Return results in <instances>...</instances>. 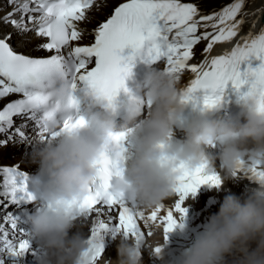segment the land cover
Listing matches in <instances>:
<instances>
[{"label":"snow or ice","instance_id":"6c2138e0","mask_svg":"<svg viewBox=\"0 0 264 264\" xmlns=\"http://www.w3.org/2000/svg\"><path fill=\"white\" fill-rule=\"evenodd\" d=\"M96 0H8L12 10L0 16V23L10 25L21 39L15 46L10 41L13 33H0V98L10 94H22L23 99L7 103L0 110V147L13 143H29V137L23 130L25 125L14 128V117H26L39 124L35 106L40 103L42 94L39 89L53 77H65L69 80L85 83L98 98L111 105L121 89L127 91L125 81L131 75L133 62L137 57L152 63L165 61L169 73L182 74L186 70L194 74L191 87L185 95V102L203 89L210 93L205 97V107L215 108L221 102L224 89L229 85L236 89L250 83V91L245 99L254 96L264 107V63L253 69L249 66L241 78L240 67L253 58L264 62V30L253 36L251 33L242 38V43L223 55L205 58L202 62L191 63L194 46L207 41L201 55L207 57L217 43L227 42L237 37L244 20L237 19L241 14L245 0H235L222 6L219 11L202 14L195 0H123L117 3L108 18L99 22L92 30L94 42L90 45L72 46V41H80L84 30L78 21L86 20V13ZM27 17V20L25 19ZM203 28L204 31L200 32ZM211 28L212 31H208ZM36 37H46L47 41L35 46L53 55L47 58H34L18 51L28 41L27 33ZM199 33V34H198ZM132 49L127 58L121 53ZM95 63L89 69V65ZM74 88L76 84L72 85ZM73 105L77 101L73 98ZM84 121L81 119L79 124ZM67 128V124L65 127ZM14 133L9 130H13ZM54 133V135H57ZM121 151L116 159L105 153L99 165V186L90 188V196L73 204L77 215L86 214L91 220L90 249L82 264H98L102 258L100 246L102 234L113 231L125 238H134L137 246L144 243L145 236L151 231L142 230V224L158 220L164 225L166 234L175 230L180 220L186 216L184 201L195 194L205 184L218 187L220 180L210 175H202L203 169H189L184 164L177 168L179 172L176 194L179 201L174 210L168 208L166 215H160L162 205L152 210L150 215L117 197L112 191V179L121 176L123 152L120 139L114 138ZM239 171H246L257 182H264V165L241 161ZM3 187L0 191V264H26L31 256L34 264L40 251L34 246L35 238L31 229L24 226L29 223L25 210L35 205L37 197L30 190V178L22 174L18 167L0 166ZM10 206L15 210L8 211ZM48 207H51L48 205ZM175 213L180 214L178 220ZM7 225V227H6ZM11 230V231H10ZM12 237V238H10ZM158 253L159 248L155 249Z\"/></svg>","mask_w":264,"mask_h":264},{"label":"clouds","instance_id":"9594fccd","mask_svg":"<svg viewBox=\"0 0 264 264\" xmlns=\"http://www.w3.org/2000/svg\"><path fill=\"white\" fill-rule=\"evenodd\" d=\"M143 62L148 70L140 95L132 97L120 125L115 110L109 109L94 113L90 120L69 116L67 128L54 135L57 114L78 109V103L74 106L69 97L66 106L48 109L50 98L42 95L35 106L38 127L42 129L33 155V163L39 165V206L29 217L40 251L36 264H82L90 249L89 240L79 231L70 233L79 228L78 220L87 217L77 215L73 204L90 196L104 154L121 151L114 138L121 143L131 138L135 156L127 174L123 170L112 184V191L141 209L155 210L175 197L181 163L189 169L205 170L215 167L219 160L222 180L234 183L240 178L241 161L264 165V107L254 96L246 99L242 117L226 118L218 110L213 112L217 106L210 108L187 126L182 145H174L170 141L187 108V85L175 76L165 75L154 63ZM70 75L69 72L63 78ZM93 95L100 100L94 92ZM145 101L151 110L140 120ZM218 142L223 150L215 152ZM117 239L118 258L105 260L104 264H141L143 248L137 246L136 240L122 234ZM148 247L160 264H172L166 259V242ZM182 264H264V182H257V187L249 189L243 199L225 197L218 214L211 216L203 233L185 250Z\"/></svg>","mask_w":264,"mask_h":264},{"label":"bare ground","instance_id":"6f19581e","mask_svg":"<svg viewBox=\"0 0 264 264\" xmlns=\"http://www.w3.org/2000/svg\"><path fill=\"white\" fill-rule=\"evenodd\" d=\"M103 1L105 3H103ZM103 1H101L102 6L100 5V11H102V8L107 10L112 5V3H111L112 1L111 0H103ZM108 1H111V2H108ZM219 1H221V0H200V2L203 5H209L210 3H215V2H219ZM0 5H1V2H0ZM263 9H264V0H255L254 3L251 6H249V8H248V10H249V12H248L249 21L251 23H255L257 18H258L259 12L261 10H263ZM33 41H34V43H38L39 42V40L36 39V38H34ZM201 44L202 43H199L198 47H200ZM218 52H219V50L217 49V44H216V45L213 46V49L211 50V52L207 54V57H211L212 55L217 54ZM197 57L199 58L198 54H197ZM7 103H8V100L0 98V108H3ZM27 151H28V148H27V146L25 144L17 143L14 146H8L5 151H3L0 148V156H1V158H5V156L7 154L8 155L10 154L9 158H13L14 161H19L23 157V155H25V153ZM27 162L31 163V160L28 158ZM204 187H205V185H202L199 189L202 190V189H204ZM195 195H196V193L195 194H190L188 196V198H186V200L184 202H193L192 201V197H194ZM175 199L178 202L179 201V196L178 195L175 196ZM167 204H166V201H164V205H163L164 209H163V211H166V210H168V208H172V207L175 206V205L169 206L170 204L169 205H167ZM213 206H214V203H213L212 199H208L206 201V205H205V208H204V211L206 213L207 223L209 222L211 216L215 215V211L213 209ZM186 209H189V206H186ZM174 215H179V213H175L174 212ZM77 223L79 225V228L78 229H73V231H72V233H70V235L76 234L77 231H79L81 234L83 233L84 235L90 234V228H91L90 221L81 219V220H78ZM207 223H202L200 220H195V219H193L192 221H184L182 223H178V226L175 228L174 231L166 234L167 238L165 240H168L171 243L178 242L182 246H188L190 248L191 246H190V243L188 242V239L185 238L184 236H182L181 233L183 231L192 232L195 235V239H196L201 233H203L204 228L207 225ZM84 226H86V227L83 228ZM151 228H152L151 226H147L148 230H151ZM155 229L160 231L161 233H163L164 225L162 223L159 224V225H156ZM161 237L164 239L165 234H162ZM100 246H101V243H100ZM178 248H181V247H178ZM112 257H113L112 261H115L118 258L117 256H115V252H113ZM144 259H146V260L148 259L149 260V261H145L144 264H153V263H151L152 256L150 255L149 252L148 253H144ZM173 259H174V262L177 263L178 262V261H176L177 259L182 260L183 258L180 255L176 254L175 256H173ZM167 260H169V259H167Z\"/></svg>","mask_w":264,"mask_h":264},{"label":"rangeland","instance_id":"374dc122","mask_svg":"<svg viewBox=\"0 0 264 264\" xmlns=\"http://www.w3.org/2000/svg\"><path fill=\"white\" fill-rule=\"evenodd\" d=\"M9 156H10V154H9V155L7 154V155L5 156V158H2V159H6V158L9 157ZM0 159H1V156H0ZM13 160H14V159H13ZM0 162H1V161H0Z\"/></svg>","mask_w":264,"mask_h":264}]
</instances>
